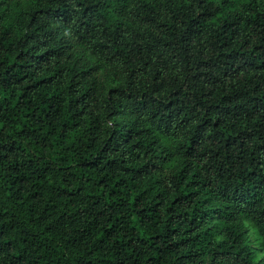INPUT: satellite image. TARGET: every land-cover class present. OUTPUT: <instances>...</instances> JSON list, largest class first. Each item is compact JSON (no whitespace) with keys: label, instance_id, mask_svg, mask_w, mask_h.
<instances>
[{"label":"trees","instance_id":"16d2710c","mask_svg":"<svg viewBox=\"0 0 264 264\" xmlns=\"http://www.w3.org/2000/svg\"><path fill=\"white\" fill-rule=\"evenodd\" d=\"M0 264H264V0H0Z\"/></svg>","mask_w":264,"mask_h":264},{"label":"rangeland","instance_id":"374dc122","mask_svg":"<svg viewBox=\"0 0 264 264\" xmlns=\"http://www.w3.org/2000/svg\"><path fill=\"white\" fill-rule=\"evenodd\" d=\"M255 237V230L253 228H250V238L252 239L253 244L255 243Z\"/></svg>","mask_w":264,"mask_h":264}]
</instances>
